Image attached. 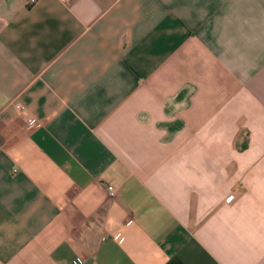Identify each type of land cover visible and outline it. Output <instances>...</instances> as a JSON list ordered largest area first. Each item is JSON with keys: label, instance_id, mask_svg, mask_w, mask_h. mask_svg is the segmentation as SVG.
<instances>
[{"label": "crops", "instance_id": "crops-1", "mask_svg": "<svg viewBox=\"0 0 264 264\" xmlns=\"http://www.w3.org/2000/svg\"><path fill=\"white\" fill-rule=\"evenodd\" d=\"M76 262L264 264V0H0V264Z\"/></svg>", "mask_w": 264, "mask_h": 264}, {"label": "built area", "instance_id": "built-area-1", "mask_svg": "<svg viewBox=\"0 0 264 264\" xmlns=\"http://www.w3.org/2000/svg\"><path fill=\"white\" fill-rule=\"evenodd\" d=\"M33 2H35V0H31V3H33ZM15 108H16L18 111H24V110H25V106L22 105V104H16V105H15ZM110 194H111L112 196H114V195H115V191L112 190V191L110 192ZM80 263H81V262H76L75 264H80Z\"/></svg>", "mask_w": 264, "mask_h": 264}]
</instances>
